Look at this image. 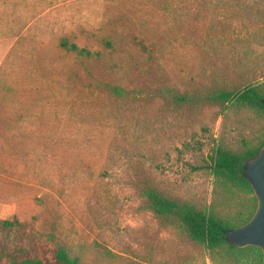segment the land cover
Segmentation results:
<instances>
[{
	"label": "rangeland",
	"instance_id": "1",
	"mask_svg": "<svg viewBox=\"0 0 264 264\" xmlns=\"http://www.w3.org/2000/svg\"><path fill=\"white\" fill-rule=\"evenodd\" d=\"M262 82L264 0H0V208H16L0 220L20 222L0 224V253L233 264L141 191L245 219L254 194L215 179L210 155L264 140V109L235 101Z\"/></svg>",
	"mask_w": 264,
	"mask_h": 264
},
{
	"label": "trees",
	"instance_id": "2",
	"mask_svg": "<svg viewBox=\"0 0 264 264\" xmlns=\"http://www.w3.org/2000/svg\"><path fill=\"white\" fill-rule=\"evenodd\" d=\"M106 46H111L109 41H105ZM59 46L64 50L71 52L79 57L99 58L98 51H92L84 46L70 41L67 37L59 39ZM261 84H248L236 94L235 101L246 104L251 107L264 109V92H260ZM112 91L119 94L121 89L118 86H112ZM221 102H227L234 96L232 91H220L216 94ZM264 140L254 148H248L245 152L238 154L227 149L216 146L210 155L209 169L217 180H223L233 185L253 193L249 182L243 177V164L245 161L254 156ZM145 201L152 212L157 216L174 215L182 224L187 235L194 241L205 245L212 252L220 247H226L224 260H230L233 264H251V256H255L262 264V252L260 248L252 245L236 247L227 243L224 238V230L233 228L245 223L253 214L256 205L249 215L238 220L237 215L212 209L197 210L192 205L181 204L180 206L171 199L166 198L152 187H145L141 191ZM254 194V193H253ZM256 199V198H255ZM0 224L3 227L10 228L15 224L20 225L16 217L13 219H2ZM5 257L10 264H43L42 260L37 257H25L18 259L14 254L5 252L0 253V261ZM55 260L59 264H79L75 257L70 256L63 247H58L54 252Z\"/></svg>",
	"mask_w": 264,
	"mask_h": 264
},
{
	"label": "water",
	"instance_id": "3",
	"mask_svg": "<svg viewBox=\"0 0 264 264\" xmlns=\"http://www.w3.org/2000/svg\"><path fill=\"white\" fill-rule=\"evenodd\" d=\"M262 102L264 104V100ZM242 174L253 190L256 208L245 223L225 229L224 238L232 246L252 245L260 248L264 264V144L245 161Z\"/></svg>",
	"mask_w": 264,
	"mask_h": 264
},
{
	"label": "crops",
	"instance_id": "4",
	"mask_svg": "<svg viewBox=\"0 0 264 264\" xmlns=\"http://www.w3.org/2000/svg\"><path fill=\"white\" fill-rule=\"evenodd\" d=\"M8 212L11 214H14L16 212V208H15L14 204H11V203L7 204L6 210H3L0 208V214L1 213H8Z\"/></svg>",
	"mask_w": 264,
	"mask_h": 264
}]
</instances>
